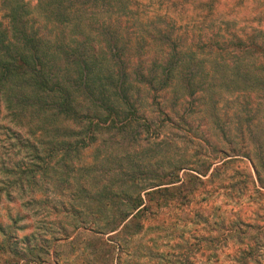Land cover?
<instances>
[{
    "label": "trees",
    "instance_id": "1",
    "mask_svg": "<svg viewBox=\"0 0 264 264\" xmlns=\"http://www.w3.org/2000/svg\"><path fill=\"white\" fill-rule=\"evenodd\" d=\"M214 1L202 3L211 9ZM133 3L134 0H0V106L4 102L12 112L46 116L40 121L42 129L51 114L60 124L47 149H39L34 141L30 143L34 156L22 169L28 176L34 178L36 168L44 167L38 162L45 161L43 154L66 163L74 157L78 159L82 151L95 144H103L112 131H134L140 125L148 131L150 122L140 112V84L173 93L179 100L198 94L202 105L196 112L225 132L219 92L226 84H235L240 76L245 81L253 70L264 69V64H254L250 57L246 58L254 55L249 49L254 46L264 57V41L253 42L247 35L238 37L235 30H229L228 22H220L215 33L205 32L207 38L201 44L190 41L179 29L158 51L140 46L139 53H134L122 24V17L129 18L133 13ZM213 26L210 24L215 31ZM167 27L164 25L163 30ZM182 39L190 42L178 45L176 41ZM238 43L245 48L234 63L229 56L237 51L234 48ZM204 47L208 50L201 54ZM257 79L264 82V74ZM239 85L238 88L245 87ZM203 130L207 139L218 137L213 127ZM245 147L242 156L236 153L214 160L204 155L210 160L173 162L164 172L143 178L141 172H136L141 165L131 161L128 166L132 171L122 176L119 184L100 185V189L96 182L92 191L99 196L96 208L112 213L105 223H114L103 233H111L114 238L128 235V228L133 226L137 233L148 229L154 230L158 238L177 237L180 252L173 248L172 253L179 255L180 264H264V145H257L252 155ZM109 148L101 162L123 159ZM244 157L250 162L245 173L236 165L245 162ZM94 166L96 162L82 164L77 170L94 171ZM231 171L239 185L233 186L234 190L227 187ZM118 179L117 172L114 180ZM207 182H216L218 188L215 213L206 216L200 211L191 215L192 205L198 203L196 197ZM256 195L261 212L239 216L241 212L237 211L248 206L242 198L249 200ZM232 212L237 217L233 218ZM210 218H214L211 223L216 236H194L195 242L187 243L185 235L199 232L202 226L203 230ZM5 248L1 242L0 251ZM158 252L161 258L168 255Z\"/></svg>",
    "mask_w": 264,
    "mask_h": 264
},
{
    "label": "rangeland",
    "instance_id": "2",
    "mask_svg": "<svg viewBox=\"0 0 264 264\" xmlns=\"http://www.w3.org/2000/svg\"><path fill=\"white\" fill-rule=\"evenodd\" d=\"M203 1L206 0H134L133 13L129 18V15L122 17V24L127 28V43L133 46L136 54L140 46H150L158 51L160 46L169 42L172 33L181 29L190 41L201 44L207 38L205 32L210 31L207 32L209 35L215 33L220 22H228L229 30H235L238 37L247 35L253 42L264 41V0H215L211 9L204 7ZM150 18L152 23H149ZM212 23L215 31L210 27ZM166 24L168 27L163 30ZM154 25L162 31L158 32ZM222 29L224 31L226 27ZM106 33L109 35L110 32ZM182 40L176 43L190 42ZM170 43L174 45L172 39ZM236 45L234 49L237 51L229 56L234 63L245 48L242 43ZM249 49L254 55L248 54L247 60L250 57L252 62H256L254 64H264V57L258 55L255 46ZM207 50L204 47L200 53ZM263 74L264 69L259 67L245 81L239 75H232L239 77L236 86L226 84V88L219 92L218 104L225 132L208 117L196 112L202 105L198 94L179 100L173 93L140 84V112L145 113L150 122L148 131L141 125L134 131H112L103 144H95L82 151L78 159L74 157L66 163L59 157L43 154L45 161L38 162L44 167L36 168L34 178L22 170L34 156L30 147L34 142L41 150L50 147L49 141L59 132V121L56 115L51 114L48 117L50 121L42 129L40 121L43 122L46 116L36 112L18 114L2 102L0 243L3 242L6 248L0 251V264H180L179 255L172 253L173 248L180 252L177 244L180 239L177 237L158 238L154 230L148 229L137 233L133 226L128 228V235L123 233L114 238L111 233H103L114 224L105 223V219L112 218V213L96 208L99 196L92 191L96 182L98 186L107 187L115 184L110 185L112 182L118 181L119 184L122 176L132 171V167L128 166L131 161L141 165L136 172H141L139 174L143 178L150 173L164 172L173 162L187 164L188 160H210L204 155L214 157V160L229 154L242 156L245 146L251 155L254 154L257 145H264V82L257 79H262ZM237 83L245 87L238 88ZM220 88L218 86V90ZM206 126L210 130L213 127L218 137L207 139L203 132ZM133 135L137 138L134 139ZM108 148L123 159L101 162ZM217 149H220L219 153ZM244 160L236 165L245 173L249 171L247 164L250 166V162L246 157ZM92 162L97 164L94 171L77 170V166ZM117 172L119 179L114 180ZM231 174L233 171L228 177L227 187L234 190L233 186L236 188L239 185L237 178ZM216 187V182H207L201 188L203 193L201 191L196 197L198 203L192 205L191 215L200 211L206 216L215 213L213 207L219 200ZM248 188L252 187L248 185ZM242 200L248 206L237 211L241 212L239 216L261 212L259 195ZM232 214L235 218L236 213ZM213 219H209L210 224L205 225L203 230L202 226L199 232L186 234L187 243L195 242L194 236L214 238ZM180 221L183 224L182 218ZM158 251L168 252V255H163L162 259Z\"/></svg>",
    "mask_w": 264,
    "mask_h": 264
}]
</instances>
